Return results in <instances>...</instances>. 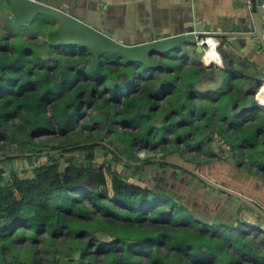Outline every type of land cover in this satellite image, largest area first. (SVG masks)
<instances>
[{
  "label": "trees",
  "instance_id": "1",
  "mask_svg": "<svg viewBox=\"0 0 264 264\" xmlns=\"http://www.w3.org/2000/svg\"><path fill=\"white\" fill-rule=\"evenodd\" d=\"M36 27L33 40L46 38L39 44L24 37L19 42V34H0V138L8 137L16 145L14 152L30 165L19 169L7 158L0 169V264H13L6 261L10 249L4 239L11 233L5 229L15 223L26 233V221L40 226L32 229L34 240L28 247L29 251L39 244L44 247L43 253H35L39 264L264 263V253L251 240H235L236 235H231L239 233L243 218L234 226L207 223L179 201L176 191L159 188L161 180L151 184L155 176L141 172L147 165L171 167L189 176L188 181L195 179L222 193L191 171L164 161L181 153L180 143L188 150L218 134L236 167L241 166L236 152L245 148L248 162L263 173L264 111L254 100L251 108L242 107L240 101L250 93L242 96V92L252 86L250 79L241 78L243 70L237 66L222 70L223 81L208 87L199 81L213 71L194 61L169 72L149 73L140 81L138 64L124 59L107 62L104 54L93 68L90 53H75L73 46L70 51L56 47L60 43L52 24ZM43 52L57 53L52 65H43ZM196 97L198 112L192 107ZM85 108L93 113L77 129L76 120ZM214 109L217 119L210 116ZM90 124L99 126L104 135L98 131L82 135V128ZM116 125L121 126L119 132ZM208 125L210 131L204 135ZM171 130L172 146L162 157L140 159L133 153L134 144L154 148L169 139L166 132ZM109 134L113 137L107 141ZM98 147L106 153L97 154ZM205 153L216 154L211 146ZM187 161L200 164L195 157ZM146 177L145 185L137 183ZM247 226L264 233L256 222ZM226 228L233 231L224 234ZM43 231L45 238L40 239ZM23 238L16 243L27 246ZM18 264H29V258L19 259Z\"/></svg>",
  "mask_w": 264,
  "mask_h": 264
},
{
  "label": "rangeland",
  "instance_id": "2",
  "mask_svg": "<svg viewBox=\"0 0 264 264\" xmlns=\"http://www.w3.org/2000/svg\"><path fill=\"white\" fill-rule=\"evenodd\" d=\"M10 14L9 12V7L7 5V2L5 0H0V34H7V35H15V34H19L16 39L20 42V38H25L30 40L33 44H39L42 43L43 41L46 40V38H42V37H38L36 40H33V38L35 37V30H37V25H39L40 23H50L52 24V19L44 14L38 15L36 17H34L30 22H28V24L24 25H17L13 22V20H11V15L8 17V14ZM6 16V17H5ZM54 23L52 24V27ZM35 29V30H34ZM34 30V31H33ZM34 33V34H33ZM32 37V38H29ZM10 40V39H9ZM61 48V46H56ZM69 47V46H68ZM63 48V47H62ZM75 53H80L81 51H87V49L76 45L72 47ZM64 49V48H63ZM66 51H70V48H65ZM81 54H85V53H81ZM57 55L56 52H53L52 55L50 56H46L45 52H43V57L46 58L45 63H43V65H52L53 63V59L54 56ZM116 56L119 55H112L109 54L106 57H104V59H106L107 62L112 61V59H114ZM187 60V58H186ZM194 61V60H193ZM88 61H86L87 63ZM125 62H127L125 60ZM135 64V63H133ZM139 67H143L142 65H139ZM158 71H160V68H155V70H153V72L150 71V73H157ZM143 74V72H142ZM143 76L142 79L141 77H139V80H143ZM149 77V76H146ZM251 81L253 80L250 79ZM241 83L243 81H240ZM254 82V81H253ZM240 83V84H241ZM251 87L250 89L254 92L258 86L257 83H251ZM251 91V92H252ZM249 89H245L242 92V96L247 95L249 93ZM249 93L247 95V97L242 98L241 105L243 108H251L253 105V97H252V93ZM199 97H196L193 99L194 103H193V109L195 110V112L199 111V107L196 105L197 101H199ZM240 107V106H239ZM239 107L236 105L235 110H238ZM93 113V111L91 110V108H85L84 112L82 114L81 117H79L76 120L75 126L77 129L81 128V126L83 125V122L85 119H88L89 114ZM192 114L194 115V112H192ZM218 112L217 110L214 109V113L211 114L210 116H213L214 119H217ZM174 116H179L178 114L174 115ZM217 117V118H215ZM198 119L194 118L193 122H197ZM193 122L190 124V128L193 127ZM216 126V125H215ZM121 129V126L116 125V130L119 132ZM89 131H98L100 132L102 135H104V131H101V129L99 128V126H97V128H93L90 124L89 128H82V135H86V133H88ZM210 131V125L206 126V129L204 130V135L206 133H209ZM167 137L169 138L168 140H164L162 142H160L156 147H151V146H143L141 144H134L132 146V151L133 153L139 157L140 159H147V158H160L163 155L166 154V148L170 149V147L172 146L170 143V138L173 134L172 130L166 132ZM83 137V136H82ZM113 135L109 134L108 136H106V140H112ZM59 139H61L59 137ZM86 138H82V140H85ZM190 140L191 137H189ZM8 137L6 139L5 138H0V169L4 166L5 168V159L7 158H12L13 163L16 168H21L22 164H25L27 167H29V164H26V162L23 160L22 157H18V153L14 152V149L16 148L15 144H10L8 141ZM183 144L180 143L179 145V149L181 148L182 151H180L181 153H173L168 155L166 158L167 160H172L174 162H178V163H183L185 165H187L188 167L190 166V163L193 164L192 162L187 161L188 158H192L195 157V160L200 163L198 166H196V169L198 167V169L202 170H196L193 169L194 171H196L198 174H200L201 176H203L204 178L208 179L209 181H211V177H208V173L207 170L208 168L211 169V165L214 163L216 164L220 170H223V173L225 176H231L233 175L232 172H237L241 174V177H245V179L250 178V181L246 180L244 181V179H240L238 180L237 184H240L239 187L237 186V188H240V190H243L246 193H250L252 195V198L254 201L259 202L260 204H264V190H263V185L261 184L264 183V172L262 173L261 171L258 170V167L251 164L250 162H248V152L246 151L245 148H239L240 153L236 152V156L238 158H240V163L241 166H235L234 162L232 160V157L229 156V150L227 148V145L225 143V141L223 140L222 137H220L218 134H212L211 139L208 141V143H203L198 145V147H190L187 149L183 148L182 146ZM122 147V145H120ZM211 146V148L213 149L214 153L216 154H207L205 153V151H207L208 147ZM186 150V151H185ZM97 154L104 152L106 153V151L100 147L97 148ZM106 155V154H105ZM240 155V156H239ZM219 156V157H218ZM17 158V159H16ZM98 158H102V156H99ZM41 160H45L43 157L41 158ZM98 161V159H97ZM102 161L99 160V162ZM215 165V166H216ZM11 166V164L9 165ZM118 169H121L120 165H117ZM190 168V167H189ZM205 168H207V170H205ZM235 168V169H234ZM7 169V168H6ZM176 169H172L171 167H163V168H154L152 166L147 165L146 167H144L142 169V173L144 175H148L151 174L152 176H155V178L153 179V181H151L150 183L155 184L156 186V182L161 180L162 182H158L157 186L159 188H164L166 187L167 190H170L176 193V196L179 198V201L183 202L184 204H186L191 212L194 213V215H196L197 217H199L200 219H202L203 221L207 222V223H212V224H216L219 225L217 223L220 224H231L230 221L232 220V215L234 212H232L230 210V207L232 206V208L236 207V201L235 199H233L230 195H226L225 193H223L224 195L220 194L219 192H215L213 190H211L208 187H204L202 185V183L198 182L197 180L193 179L191 181H188V177L186 174H182L179 170L176 172ZM248 171H252V173H255V175L258 176H262L261 178H257V176L254 177L253 174H250ZM173 172L179 173L177 177L173 176ZM214 172V171H213ZM207 173V174H205ZM29 174V172L27 173ZM238 174V175H239ZM20 176H23L22 174H19ZM248 175V177H246ZM240 176V175H239ZM235 179L239 178L237 176L234 177ZM148 177H146V179H144L143 181L137 180L139 184L145 185L147 182ZM255 180L256 181L250 185L251 180ZM212 183H215L214 181H211ZM248 182V183H247ZM149 183V184H150ZM221 187H225L224 185L215 183ZM226 189H229L227 187H225ZM233 190V189H232ZM235 191V190H234ZM239 193V192H238ZM251 198V200H252ZM250 199V198H249ZM252 200V201H253ZM201 202H203V204H201ZM27 209V208H25ZM239 221L241 220V218L238 219ZM250 222H255V221H250ZM249 222V223H250ZM247 222L244 220L242 221L241 225V229H239V233L243 236H238L237 234H239L236 231H233L232 229H228L227 228L224 230V234H226L228 231H233V233L231 235H236V239L235 240H245L244 237L248 238L249 240H251L253 245L258 246V252H261L262 254L264 253V243H262V237H264V233L261 232L260 230H253L252 228L246 226ZM19 224H15V223H11L10 227L6 228V231H10V235L8 237H5L4 239V244L8 245L10 251L9 253L6 255V261H12L13 264H18L19 259L22 260V262L25 261V258H29V264H39L40 263V257H36L35 253L41 252L43 253L44 251V247H42V244H39V247L36 246L35 249L29 251L28 247L29 245H31L34 240L33 236L35 234V231L33 232L32 229H40V226H37V224L35 222H31V221H26L24 225V228L27 230L26 233H24V231L22 230L23 226H18ZM245 225V226H242ZM28 226H30V231ZM44 228V227H42ZM222 228V227H221ZM15 230V231H14ZM12 231V232H11ZM14 231V233H13ZM45 232H42V235H40V239L45 238ZM22 237H24L23 239L27 240L29 242V244L26 246V244H19L20 242H18V244L16 243V239L20 240ZM22 239V241H23ZM247 240V239H246ZM21 241V242H22ZM38 249H40L38 251ZM161 249V254H165L166 253V248L162 245L160 247ZM1 254V253H0ZM16 257V259L13 261V258ZM22 257V258H21ZM263 263V261H256L255 264H260ZM45 264H50V263H45ZM264 264V263H263Z\"/></svg>",
  "mask_w": 264,
  "mask_h": 264
},
{
  "label": "crops",
  "instance_id": "3",
  "mask_svg": "<svg viewBox=\"0 0 264 264\" xmlns=\"http://www.w3.org/2000/svg\"><path fill=\"white\" fill-rule=\"evenodd\" d=\"M81 1L86 4V9L88 10V12L85 13L86 18L92 21L97 19L99 22L102 23V25L108 31L115 32L121 35V37L124 39L125 42L143 41L147 36L156 35V34H159L161 36H170L178 33H183L189 30H194L196 28L202 29L204 31H208L209 33H218L220 31H237L238 29L245 30L248 32H253L255 31L257 13H258V12H253L251 9L243 5L241 3V0H81ZM7 14L9 17L10 14L9 13ZM53 23L54 22H52V24ZM53 26L54 28H57V25L55 23ZM198 40L199 39H196V41L195 40L185 41L178 48L179 49L178 52L167 53L163 57H159L155 55L154 60L157 62L156 67L154 68L139 67L138 71L141 73L143 72L145 76L143 78H146V76H148L150 71L153 72L155 68H160V72L162 73L164 72V70L169 72V70L174 69L175 67L179 66L181 63L186 64L194 61H200V62L202 61L201 63L203 65L207 64L206 62L208 61L204 60L205 62H203V57H202L203 53L201 54L197 51ZM263 41H264V37H263ZM211 44L213 45V47L216 44V40L214 38ZM249 46H252V44L250 43ZM213 47L212 50L207 49V51L211 50L213 52L214 51ZM258 49L259 50L257 49L250 50L247 47H242L240 50L245 51L243 52L244 58L240 57L235 59L232 56H229L227 57V65L233 67L234 65H236L238 68L243 70L241 74V78H246V79L253 78L252 83L254 82L257 83L258 80L261 79L264 75L263 74L264 46L262 47L259 46L258 44ZM81 52L85 53V51H81ZM218 58L219 61L217 64L221 62L219 56ZM216 71H217L216 73H219L222 70H216ZM204 82H207V85L205 83L203 84V86H208L209 84L208 80L207 81L204 80L203 82L202 80L199 81L200 84ZM251 91L252 90H250V92ZM215 165L216 164L213 163L211 165L212 168L211 169L208 168V170L207 168H205V170H207L208 177L209 178L211 177L210 178L211 181L224 185L227 188L233 189L236 192H239L240 194L244 195L245 197H248L250 199L252 198V196H250L252 194L250 193L248 194L243 190H240V188H237V186L239 187L240 184H237L238 180L235 179L234 176L232 177L225 176L223 170H220V168L217 165L216 166ZM197 170L201 171V173H204L202 172V170L198 169V167ZM246 177H248V175ZM250 178L252 177H249L247 179H245V177H242L244 181L246 180L250 181ZM255 181L256 179L251 180L250 185H252ZM261 184L264 183L261 182ZM263 190H264V185H263ZM220 194L224 195L223 193ZM235 201L236 204L234 205H236V207L235 208L234 207L232 208V206L230 207V210L234 212L232 215V220L230 221L231 225L233 226L236 225V222L239 218H243V221L245 220L247 222L245 224L246 226L249 225L248 223L250 221H255L260 228L261 226L264 225L263 215H261L259 212H254L249 206L241 203L237 199H235ZM254 202L264 210V204L262 203L260 204L257 201Z\"/></svg>",
  "mask_w": 264,
  "mask_h": 264
},
{
  "label": "water",
  "instance_id": "4",
  "mask_svg": "<svg viewBox=\"0 0 264 264\" xmlns=\"http://www.w3.org/2000/svg\"><path fill=\"white\" fill-rule=\"evenodd\" d=\"M5 1L9 7L11 18L17 25L26 24L34 17L41 14L49 16L53 20L52 22L57 25L56 37L60 43L59 46L65 49L79 45L87 49L88 53L93 56L91 63L93 68L97 67L100 56L104 54H106L104 57L109 54L119 55L112 60L124 59L129 63H136L146 68H154L157 66V62L154 60L155 55L163 57L167 53L178 52V48L185 41H196V39L200 38L213 37L216 39L215 51L219 55L221 62L220 65H217L214 62L205 64V67L213 72L204 76L202 79L203 81L208 80V86L212 87L219 85L223 81V75L221 73H216V70L225 71L226 69H236V65H234V67L227 65V57L232 56L235 59L243 57V52L245 51L240 50L242 47H247L250 50H259L258 44L259 46H264L259 12L257 13L255 31L253 32L238 29L237 31L209 33L208 31L196 28L194 30L170 36L156 34L147 36L143 41L125 42L121 35L108 31L97 19L92 21L86 18L85 13H87L88 10L86 9V4L81 0ZM250 43L252 46H249ZM197 51L202 54L204 52L203 45L197 44ZM104 60L106 61V59ZM43 158L46 159L45 157ZM101 159L102 158H98V161ZM164 161L191 171L197 178L207 185L221 191L222 193L233 196L241 203L249 206L254 212H259L264 216V210L248 197H245L230 188L226 189L225 187L212 183L194 171L193 168L196 167L195 164H190L189 168L183 163L172 162L167 159ZM95 167L96 164H93V168ZM90 174L91 176L94 175V169ZM75 184L77 186L82 185V183H79L76 180ZM261 229L264 231V225L261 226Z\"/></svg>",
  "mask_w": 264,
  "mask_h": 264
},
{
  "label": "built area",
  "instance_id": "5",
  "mask_svg": "<svg viewBox=\"0 0 264 264\" xmlns=\"http://www.w3.org/2000/svg\"><path fill=\"white\" fill-rule=\"evenodd\" d=\"M241 3L243 5H245L246 7H248L249 9H251L253 12H259L260 19H261V31H262V34H263V37H264V0H260V1H258V0H241ZM212 40H213V37H205V38H200L198 40V42H197L200 45H204L203 47H204V51L205 52H203V56H202L203 57V62H205L204 61V56L208 52L207 49H211L212 50V47H213V45L211 44ZM215 45L213 47V50H215ZM217 65H220V63L217 64ZM263 74H264V70H263ZM257 86H258V88L252 93V97H253V100L256 103V106L258 108H260L262 111H264V107L259 102L260 98L262 96H264V90H263V87H264V75H263V77L261 79L258 80ZM248 224H250V223H248Z\"/></svg>",
  "mask_w": 264,
  "mask_h": 264
},
{
  "label": "bare ground",
  "instance_id": "6",
  "mask_svg": "<svg viewBox=\"0 0 264 264\" xmlns=\"http://www.w3.org/2000/svg\"><path fill=\"white\" fill-rule=\"evenodd\" d=\"M218 54L217 52L214 50L213 52L211 50H208V53L204 56V60L205 61H211V62H214L215 64L218 63L219 61V58H218ZM206 62V63H208ZM263 90H264V87H263ZM260 104L264 107V96H262L259 100Z\"/></svg>",
  "mask_w": 264,
  "mask_h": 264
},
{
  "label": "flooded vegetation",
  "instance_id": "7",
  "mask_svg": "<svg viewBox=\"0 0 264 264\" xmlns=\"http://www.w3.org/2000/svg\"><path fill=\"white\" fill-rule=\"evenodd\" d=\"M232 174H233V175H231V176L229 175L228 177L236 176V172H235V171L232 172ZM238 177H239V178H237V180H240V179L242 178L241 176H238ZM234 180H235V179H234Z\"/></svg>",
  "mask_w": 264,
  "mask_h": 264
},
{
  "label": "clouds",
  "instance_id": "8",
  "mask_svg": "<svg viewBox=\"0 0 264 264\" xmlns=\"http://www.w3.org/2000/svg\"><path fill=\"white\" fill-rule=\"evenodd\" d=\"M202 62V61H201Z\"/></svg>",
  "mask_w": 264,
  "mask_h": 264
}]
</instances>
